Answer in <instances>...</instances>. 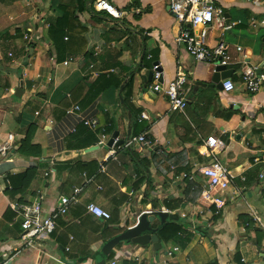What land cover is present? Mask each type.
<instances>
[{
  "label": "crops",
  "instance_id": "0c3cea01",
  "mask_svg": "<svg viewBox=\"0 0 264 264\" xmlns=\"http://www.w3.org/2000/svg\"><path fill=\"white\" fill-rule=\"evenodd\" d=\"M93 1L31 0L26 6L0 0V143L13 134L16 144L0 159V264H99L101 247L142 213L153 216L154 228L177 219L188 243L161 240L157 231L158 251L119 243L105 264H264V87L250 92L239 77L243 61L264 65V0H207L222 10L225 24L234 23H211L204 38L207 46L227 45L230 92L198 84L208 82L209 64L174 41L181 26L193 28L181 25L165 1L106 0L118 17L94 9ZM155 67L163 84L184 74L182 111L169 110L162 92L152 90L148 73ZM141 112L148 118L139 119ZM93 118L92 129L82 123ZM114 132L123 142L145 134L151 146L109 145ZM27 133L40 156L18 153ZM211 136L223 145L207 150L229 181L226 189L212 190L223 202L217 213L200 197L203 178L184 176L212 161L204 153ZM27 168L35 173L24 193H7L18 184L11 176ZM85 178L90 182L54 233L22 246L14 203L41 191V206L50 210ZM87 202L111 217L93 218L84 211Z\"/></svg>",
  "mask_w": 264,
  "mask_h": 264
},
{
  "label": "built area",
  "instance_id": "2783aa9c",
  "mask_svg": "<svg viewBox=\"0 0 264 264\" xmlns=\"http://www.w3.org/2000/svg\"><path fill=\"white\" fill-rule=\"evenodd\" d=\"M25 5L31 4V0H24ZM168 5L169 9L173 13L174 17L181 25L189 23L192 30L189 28L180 27L179 32L176 35L174 41L177 44L184 45L186 52L196 61L203 62L212 65L227 66L230 62V56L227 51V45L223 41H219L214 46H207L204 38L206 35V27L215 22L219 28H228L234 23L225 24V19L220 8L215 7L211 2L207 0H163ZM255 1L253 0V3ZM93 8L96 10L106 11L113 17H118L119 12L115 7L106 0H94ZM260 22L264 24V15L260 18ZM30 29H26L23 32V39L29 41L28 33ZM240 50V47H236ZM67 64V62H64ZM184 74L179 72L176 77L170 82L163 84L160 82V72L158 68H153L152 90L156 92H162L165 98L168 100L169 110H183L186 106V99L183 96L182 86L184 84ZM240 81L246 90L250 92H257L260 88L264 87V65H248L244 61L240 70ZM234 89V83L230 77L222 80V90L224 92H230ZM78 106H74L73 110H78ZM148 116L145 112H141L139 119H147ZM89 128L97 126L96 119H85L82 122ZM13 134H8L6 140L0 143V159L4 158L10 150L16 149V144H13ZM117 139L113 140L115 144ZM151 139L145 134H139L135 137L128 138L121 145L123 147H129L133 143L141 144L143 146H151ZM206 156L212 157V161L200 164L194 168L191 174H184L188 180H193L194 175L202 177L204 180V187L201 191V199L211 202V205L215 207V212L222 207L223 202L219 198H215L212 193L213 189L222 191L229 185L225 168L218 162V160L207 149L211 151L213 149L220 148L223 143L221 140L211 136L204 141ZM48 173H45L46 176ZM84 176V174H82ZM85 177V176H84ZM260 177L262 174L260 173ZM90 182V178H85L84 183L80 187H73L69 195H60L55 200L52 208L45 211L41 206V191H37L33 198L25 203H14L13 209L16 215L19 217L20 227V240L22 246H32L36 239L49 236L56 230L57 220L65 216L70 208L77 204L82 188ZM85 213L91 215L93 218L100 220H108L111 215L110 212L103 207L93 202H87L84 204ZM67 250V249H66ZM176 251L177 248L172 249ZM171 251H167L166 255L170 256ZM3 264H6L4 262ZM108 264H115L114 261H110ZM160 264H168L167 261H163Z\"/></svg>",
  "mask_w": 264,
  "mask_h": 264
},
{
  "label": "water",
  "instance_id": "95a60500",
  "mask_svg": "<svg viewBox=\"0 0 264 264\" xmlns=\"http://www.w3.org/2000/svg\"><path fill=\"white\" fill-rule=\"evenodd\" d=\"M233 70L227 69L225 66L220 65H212L209 64L208 72L206 75V79L208 82H198L199 85H208L215 86L218 89H222V80L228 78L232 75ZM153 71L148 73L149 78ZM117 132H114L108 142L109 145L112 144L113 140L116 139ZM122 140H117L115 145L122 144ZM170 218L172 215L169 216ZM153 220L152 215H147L146 213H142L137 219V223L134 226H131L125 229L120 234L109 239L100 249V252L103 255H107L113 247H115L119 243H130L137 246H146L151 244V247L154 251H158L160 249V243L158 237L156 235L158 229L151 226V222ZM101 264V262H99Z\"/></svg>",
  "mask_w": 264,
  "mask_h": 264
},
{
  "label": "trees",
  "instance_id": "16d2710c",
  "mask_svg": "<svg viewBox=\"0 0 264 264\" xmlns=\"http://www.w3.org/2000/svg\"><path fill=\"white\" fill-rule=\"evenodd\" d=\"M31 135V132H28ZM20 141V145L18 147V153L23 156H40L41 151L39 149V145L32 144L29 138V134ZM35 173L34 168H27L22 173L11 176V182L17 181L18 184H12L11 189L6 192L12 196L24 193L25 189L28 187L32 176ZM22 201V199L20 200ZM158 236L161 240L169 241L173 240L181 246L186 245L190 239V235L186 232V229L183 225L178 222V220H165L162 227L158 230ZM108 255H103L99 253L98 257L102 260L99 261L101 264H105L108 261ZM98 262V263H99ZM107 262L106 264H108Z\"/></svg>",
  "mask_w": 264,
  "mask_h": 264
}]
</instances>
